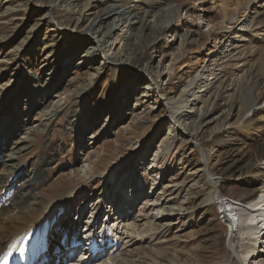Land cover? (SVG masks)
I'll list each match as a JSON object with an SVG mask.
<instances>
[{
  "label": "rangeland",
  "instance_id": "1",
  "mask_svg": "<svg viewBox=\"0 0 264 264\" xmlns=\"http://www.w3.org/2000/svg\"><path fill=\"white\" fill-rule=\"evenodd\" d=\"M139 1L141 3L124 0L121 4L122 7H133L132 15L138 23L117 31L111 39L116 42L107 48L109 57L122 61L115 76L113 65L100 59L91 66L77 63L85 60L84 56L86 59L93 56L88 54L96 50V40H105L106 23L111 19L105 21L99 32L93 31L89 36L85 33L91 21L100 20L102 11L111 6L113 0H68L67 8L57 5L54 0H0V121L3 120L0 161L5 160V133L15 135L14 140L28 135L27 142L20 145L26 149L19 151L14 161L18 167L0 185V233L6 232V239H9L33 227L61 196L66 195L67 200L59 206L50 226L53 229L54 225L69 227L64 235L63 229H56L52 239L58 242L69 231L79 236V232L90 223L92 205L99 197L110 203L118 178H122L123 186L128 188L131 184L129 191L138 192L137 197H141L136 201L140 204L135 213L130 216L138 224V237L135 233L130 237L125 232L130 228H123L121 235L119 232V237H112L110 244L100 245L98 239L103 254L112 252L113 261L119 264H238L237 258L244 256L242 245L245 243L236 234L238 256L229 258L226 239L230 228L222 218L212 195V185L202 170L206 168L208 175L217 180L223 200L248 193L244 190L247 189L245 185H240V180L229 176L227 171L234 164L241 163L242 174L248 175L243 159L254 151H264V126L259 130L248 126L237 132L238 147L247 144L249 149L222 152L217 162L205 165L201 147L206 143L207 152L218 150L221 141L229 136L227 129L224 127L208 136L212 129L207 126L194 140H188L186 133L199 122L200 110L188 120L189 124L182 123V117L177 116L174 119L176 125H173L157 93L147 89L145 82L137 84V91L136 87H131L129 79L135 65L129 56H132L130 46H137V59L144 64L143 68L136 66L137 71L158 77L159 94L163 90L169 96L176 94L178 86L198 71L209 51L222 46L228 48L230 42L240 40L237 21L249 11L246 9L249 0H222L223 12L215 0L205 6L212 8L207 12L196 0H169L170 6L154 4L150 0ZM52 4L56 7L50 8ZM176 4H183L185 8L179 11L174 29L164 34L163 26L173 17L171 7ZM49 11H52L53 19ZM229 17L234 18L236 24L228 28L226 21ZM146 23H150V27ZM66 30L72 31L73 35L69 36ZM143 36L146 41L142 43ZM246 38L254 48L253 62L260 67L264 62V36L246 35ZM72 39L71 55L66 52ZM65 53L71 55L69 59L78 65L79 70L73 69L52 79L49 73L58 71L69 60ZM234 55L231 52L223 60L216 54L212 57L220 63L227 62ZM53 80L52 95H45V85ZM84 91L82 98L86 100L77 107L76 113L79 127L75 132H67L64 117L76 109L80 101L78 96ZM48 96L50 104L46 111L50 112L57 104L61 106V112L52 122L35 116L42 98ZM31 102L36 107L28 116L26 113ZM259 117L261 119L262 114H257L255 119ZM94 135L97 138L91 145L88 139ZM123 163L128 167V174L133 176H119L122 172L118 167ZM41 165L43 177L37 186L36 203L33 207L10 212L9 204L16 197L15 188ZM112 171L117 172L115 187L107 179ZM139 180L141 186H138ZM252 188L259 196L260 184L257 182ZM148 194L151 195L146 197ZM82 196L89 198L83 206ZM163 208L164 213L173 219L174 226L167 221H155L147 214H157ZM118 210L116 208L112 213L118 215ZM139 210L143 219L138 215ZM96 211L100 208L93 212ZM121 214L126 218L129 213ZM185 221L188 224L179 229ZM102 223L103 219H99L92 229L96 230L97 237L103 229ZM82 239H79V252L86 246ZM255 240L251 239L252 247ZM66 256H71L70 250L66 251ZM69 260L72 259L61 264Z\"/></svg>",
  "mask_w": 264,
  "mask_h": 264
},
{
  "label": "bare ground",
  "instance_id": "2",
  "mask_svg": "<svg viewBox=\"0 0 264 264\" xmlns=\"http://www.w3.org/2000/svg\"><path fill=\"white\" fill-rule=\"evenodd\" d=\"M54 1L58 3L57 5L66 6V8L69 6L68 0ZM113 1L114 3H112L111 6L105 8L102 11L100 20L94 19L91 21L89 26H87V33H85L86 36H89L90 33H93V31L94 33L96 31L99 32L101 26L103 27V24L106 23L105 21L111 19L106 23L105 27L106 31L104 39L106 41L96 40V50L93 53L88 54L93 56L90 59H86L84 56L83 58H85V60L77 63L78 65L91 66L94 62H97L100 59L101 61L113 65L116 76L117 69L121 67L120 65L122 61H115L109 57L106 54L107 48L110 47V45L112 47V45L116 42V40L111 41V39L117 31H121L122 27H127L130 25L132 26L138 23V21L135 19V16L132 15V6L122 7L121 4L124 0ZM196 1H198L199 6L203 9V11L207 12L212 10V8L205 7L212 0ZM215 1L219 2L218 6L223 12L225 9L223 1ZM149 2L160 5L167 4V6L169 4L171 5L169 0H150ZM137 3H141V1L138 0ZM55 7L56 4H52L50 8ZM183 8H185V5L183 4H176L171 7L174 14L173 17L163 26L164 34H166V32H170L171 29H174V23L176 22V19L179 18V11H181ZM246 9L249 10L247 14L243 15L241 18H239V20L237 19L238 30H240V40L238 42H230L228 48L226 46H222L221 49L220 47L218 49L214 47L215 49L213 52L209 51L207 55H205L207 58L205 57L201 62L198 71L191 75L186 82H182V84L178 86L176 94L170 96L167 94V91L164 90L162 91V94H159L160 90L157 84L158 77L155 78L145 72L137 71L136 66L143 68L144 64L141 65V62L137 59V46H130L132 55L129 56L131 58L130 62L135 65L132 67L133 70L132 74L130 75L132 78L129 79V81L132 83V88L136 87L137 91V84L145 82L147 84V89L157 93L156 96L159 97L164 107L167 109V117L173 125H176L174 119L177 116L182 117V123L189 124L188 120L194 117L197 111L200 110L199 113L201 115L199 122L195 127L192 126L191 132L186 133L188 140L189 138L194 140V138L198 136L199 132H202L203 129H207V126L212 129V131L208 133V136H210L212 132L220 130L224 127L227 129L229 136L225 141H221V145L218 150H210L207 152L206 143L203 145V147H201V150L203 149L202 159L205 165L212 161L217 162L222 152H236L237 149L240 151L241 148L243 150L246 148L249 149V145L247 146V144H245L244 147H238V137L236 136L237 132L248 126H252L254 130H259V128L264 126V62L261 63L260 67L258 66L257 62H253L252 58L254 48L252 43L246 38V35L264 36V0H249L246 4ZM49 14L53 19L52 11H49ZM43 17H45V15ZM233 20L234 18L229 17L226 21V27L229 28V26L236 24L233 22ZM146 25L147 27H150V23H146ZM145 28L146 27L144 26V29ZM67 34L71 36L73 35V32L70 31L67 32ZM145 41L146 38L143 36L142 43ZM72 42L73 39L71 41V45L69 44L67 48L68 52H66L67 54L71 55L73 52ZM231 52H234L235 55L232 58L230 56L231 60L229 58L227 62L218 63L216 62V59H213L212 57L214 54H216V56L220 57V60H223L228 57ZM71 55H66L68 56L67 59H69ZM228 62L232 63L227 65L226 63ZM78 65L69 59L59 67L58 71L50 72L49 77L53 79L58 77L59 74L71 72L73 69L77 71L79 70ZM259 70H261V72ZM178 83L179 82H177V84ZM54 84L55 80L50 81L49 84L47 83L43 93L45 95L51 96L54 91ZM85 92L86 91L79 94L78 98L80 101L75 106L76 109L71 110L64 117L67 132H75L79 127V122L76 119V113L78 112L77 107L82 106L85 102L86 99L82 98ZM49 96L42 98L41 106L35 114L39 120L42 119L45 122H52V120L58 117L59 113L61 112V106L59 104H57L50 112L46 111V108L50 104V102L48 103ZM34 107L36 106L31 102L28 108L29 111L26 113V115L30 116L34 110ZM257 114H262V118L260 119L259 117L255 119ZM1 123H3V120L0 121V128L2 126ZM2 131H0V135ZM3 137V145H7V147L4 150L5 160L3 163L0 161V163H2V166L0 167V185L2 184V180H4L7 176L9 177V175L18 167V164H15L14 161L19 156V151L26 149L20 148V145L27 142L28 135H26V137L20 138L19 140H14L15 135L10 132L5 133ZM96 138L97 136L94 135L88 139L89 142H91V145L95 142ZM9 144H11L10 148ZM243 162H245V167L247 170L246 172L248 175L242 174L241 163L234 164L232 167H230L229 171H227L229 176H236L237 180H240V185H245V188L247 189L244 190H248V193H244L242 196L236 198H226V200H223L217 188V180L208 175L205 167L202 172H205L208 183L212 185V195L216 201L214 202L219 206L221 210L220 213H222V218L228 223L230 228L229 237L226 239V247L230 252L229 258H232V255L233 259L237 258L238 256L237 249L235 247V241L237 240L236 234H239L240 239L245 244L242 245L244 256L237 258L238 264H264V151H254V153L246 155V158L243 159ZM124 164L126 165V163H123V166L118 167L120 172H122L119 176H133L134 174H128V167H125ZM42 166L43 165L39 166V168H37L34 172L30 173L23 181V184L21 183V185L15 188L16 197L9 204V211L11 210L10 212L13 210L21 211L25 208L34 206L36 203L38 189L37 186L43 177ZM116 174V171H112L107 178L110 182H113V187H115L117 182L115 178ZM195 175L196 173H194V177L196 178L197 175ZM118 179L119 183L112 193V199L110 200V203L105 202V199L101 197L97 199V202L92 205L90 223L88 222L89 224L85 226L84 230L79 232V236H75V232H71V235L69 231L66 237H61L58 242L52 239V235L56 232V229H63L64 235L69 227V225H66L64 228H59L54 225L55 229H53V226H50V220L59 211V206L64 204V202L67 200L68 197L66 195L61 196L59 201L52 206L47 215L43 216L39 221H37L33 227L25 229L9 239H6L8 236L6 232L5 234L0 233V264H4L5 256H7V264H26V261H28L31 255H35L34 264H55L56 262L61 264V262H65V260L69 258L68 256L65 257L66 251H73L74 249H76L74 259L69 260L66 264H119L117 261H113V258L111 257L112 252L103 254V250H100L99 248L98 239H100V245L110 244L112 243V237H119L118 233L120 232L121 235V229L123 228H130V230H125V232H127L130 237H132L131 235L134 233L136 234L138 224L135 223L133 217L131 218L130 216L135 213V209L140 204L136 201H140L141 197H137L138 192L135 193L133 190L131 192L129 191L130 186H132L131 184H128L129 187L126 188L123 186L124 182L122 178ZM257 182L260 184L261 190L260 193L258 192L259 196L256 194V190H253L252 188V186ZM141 185L142 182L139 180L138 186ZM150 195L151 194H148L146 197H149ZM86 198L87 197L82 196L81 200L84 202L81 206H83L89 200V198ZM114 203L117 204L115 208ZM97 207L100 208V211L93 212ZM116 208L119 209V212L117 211L119 213L118 215L111 213L110 211H114ZM108 209L110 212L109 216L112 219L108 221L107 224L106 219L103 221L101 225L103 226V229L98 233L97 237L94 234L96 230L92 231V229L94 228V225L99 222V219L106 217ZM127 211L129 214L125 218L121 213H127ZM142 211L140 212L139 210L140 213H137L139 217L141 216ZM164 212L165 211L163 208L162 211L158 212L157 214L149 212L147 214L149 216L151 215V219L155 221H167L169 222V225L174 226L175 224H172L173 219L168 217ZM187 224L188 221L181 223L179 225V229H182ZM136 237H138V235ZM158 238L159 237H157V243H159ZM250 238H256L257 242L260 241L261 245H259L258 248L256 245L252 247ZM79 239H82L81 241L83 244L86 243L85 247H88V249H86L89 251H85L83 255L78 253L80 258L78 261H76L78 257L77 252L81 243L79 242ZM105 239L106 241L104 242ZM68 245H70V247H68ZM66 248L67 250L65 251ZM20 249L23 250L22 253ZM98 254L99 256H97ZM32 259L30 261H32ZM152 262L156 263L157 261Z\"/></svg>",
  "mask_w": 264,
  "mask_h": 264
},
{
  "label": "snow or ice",
  "instance_id": "3",
  "mask_svg": "<svg viewBox=\"0 0 264 264\" xmlns=\"http://www.w3.org/2000/svg\"><path fill=\"white\" fill-rule=\"evenodd\" d=\"M21 253L23 252L22 249H20ZM4 264H7V256L4 257Z\"/></svg>",
  "mask_w": 264,
  "mask_h": 264
}]
</instances>
